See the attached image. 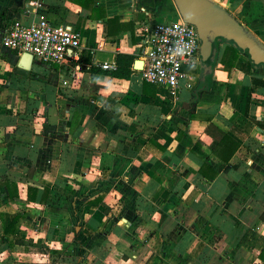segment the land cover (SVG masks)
Masks as SVG:
<instances>
[{"label": "crops", "instance_id": "1", "mask_svg": "<svg viewBox=\"0 0 264 264\" xmlns=\"http://www.w3.org/2000/svg\"><path fill=\"white\" fill-rule=\"evenodd\" d=\"M40 1L0 0V27L42 16L103 51L25 71L0 49V264H264V67L238 52L226 69L219 41L207 87L201 65L176 92L116 79L101 66L141 60L144 27L177 17L173 1ZM212 1L264 44V0ZM223 134L239 145L227 164L212 152Z\"/></svg>", "mask_w": 264, "mask_h": 264}, {"label": "built area", "instance_id": "2", "mask_svg": "<svg viewBox=\"0 0 264 264\" xmlns=\"http://www.w3.org/2000/svg\"><path fill=\"white\" fill-rule=\"evenodd\" d=\"M24 7L27 12H36L41 8V1L26 0ZM177 18L145 26L138 43L143 81L170 92L178 91L183 82L191 87L195 80L188 67L201 65V42L196 28ZM0 49L29 54L34 62L58 66L77 63L85 50L91 56L103 51L101 44L84 50L77 30L52 25L42 16L30 23L7 18L0 27ZM101 68L113 71L115 63L103 64Z\"/></svg>", "mask_w": 264, "mask_h": 264}, {"label": "water", "instance_id": "3", "mask_svg": "<svg viewBox=\"0 0 264 264\" xmlns=\"http://www.w3.org/2000/svg\"><path fill=\"white\" fill-rule=\"evenodd\" d=\"M178 17L193 25L200 39V60L202 77L213 72L212 65L217 48L214 44L219 41L232 42L242 52H245L255 66L264 67V44L243 26L231 13L212 0H172ZM34 64L31 55L23 54L19 67L29 71ZM143 61H134L133 70L141 72Z\"/></svg>", "mask_w": 264, "mask_h": 264}, {"label": "trees", "instance_id": "4", "mask_svg": "<svg viewBox=\"0 0 264 264\" xmlns=\"http://www.w3.org/2000/svg\"><path fill=\"white\" fill-rule=\"evenodd\" d=\"M5 20H2V23ZM113 23H114L113 21H108L109 27H112ZM110 33H111V30H110ZM222 42L228 43L229 45L226 48V50H225V52L223 54V57L221 58L220 62L226 69L229 70L232 67H234L235 62L238 59V52H242V51L239 50L237 47H235L232 42H227V41H224V40ZM217 43L218 42L216 41V43L214 44V47L217 46ZM84 53H86L88 56H90V54L88 52H83L81 54V57H80L79 61L77 63H75V64H79L81 62ZM243 53H245V52H243ZM248 59H249V57H248ZM134 61H135V57L132 56V55L117 54L116 58H115V70H113V71H103L102 73L105 74V75H108L110 77L116 78V79H124V80L129 79L130 76L134 73V70H133ZM249 61H250V59H249ZM208 64L212 65V67H214V63L213 62L212 63L208 62ZM251 64L254 65L252 62H251ZM210 76L206 77V81H205L204 84L202 83L203 87H207V82L210 79ZM201 77H202V73H201ZM254 82L256 84H261V85L264 86V81L254 80ZM22 84L24 85V88L26 90L34 92V93H43L44 90H45V84L42 81L26 80V81H23ZM238 148H239L238 143L234 142V140H232L229 136L223 134V135H221V139L219 140V142H217L213 146L212 152L224 164H227L229 162V160L231 159V157L234 155V153L237 151ZM101 168H103L102 165H101ZM207 171L211 172V175H209L207 173ZM199 174L202 176V178L205 181H209V182L213 181L214 178L217 175L216 172L212 171L206 165H203L200 168ZM260 219L264 222V212L262 213ZM16 220H17V218H14L10 222V224H9L8 228L6 229V231L7 230L10 231V228L12 226H14ZM259 258L264 263V248L262 249ZM75 262H76V259L74 260L73 264H78V263H75Z\"/></svg>", "mask_w": 264, "mask_h": 264}, {"label": "rangeland", "instance_id": "5", "mask_svg": "<svg viewBox=\"0 0 264 264\" xmlns=\"http://www.w3.org/2000/svg\"><path fill=\"white\" fill-rule=\"evenodd\" d=\"M167 18H168L167 21H174V20H177V19H178L177 17L173 18L172 16H167ZM35 63H37V62H34V64H35ZM40 64H41V63H40ZM35 69L37 70V67H35ZM38 69H39V67H38ZM196 83L199 84V77L197 78ZM41 252H45V251H41ZM45 254H47V253H45ZM28 264H33V263H28Z\"/></svg>", "mask_w": 264, "mask_h": 264}]
</instances>
